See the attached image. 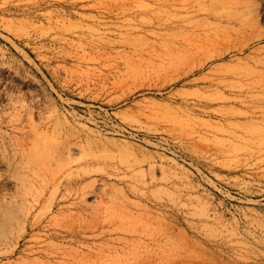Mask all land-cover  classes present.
Wrapping results in <instances>:
<instances>
[{"label":"rangeland","instance_id":"obj_1","mask_svg":"<svg viewBox=\"0 0 264 264\" xmlns=\"http://www.w3.org/2000/svg\"><path fill=\"white\" fill-rule=\"evenodd\" d=\"M214 1L0 0V131L10 142L33 123L52 132V154L70 147L68 164L53 165L49 186L27 199L43 198L29 222L20 214L0 231V264L18 240V251L35 244L23 224L45 239L42 221L63 196L142 205L264 264V97L248 86L264 80V41L166 59L202 44L195 27L215 22L205 19ZM248 1L264 31V0ZM0 173L2 203L15 184Z\"/></svg>","mask_w":264,"mask_h":264},{"label":"bare ground","instance_id":"obj_2","mask_svg":"<svg viewBox=\"0 0 264 264\" xmlns=\"http://www.w3.org/2000/svg\"><path fill=\"white\" fill-rule=\"evenodd\" d=\"M219 1L220 8L205 12V19L215 22L206 20L195 27L200 29L197 33L202 44L188 41L184 56L176 58L169 53L167 64H183L197 51H208L221 42L246 39L234 48L243 53L251 44L264 41V31L255 19L250 1ZM190 33L196 34L194 29ZM248 86L257 96L264 97L263 79L252 76ZM5 137L0 131V170L10 173L15 191L10 200L0 203V231L13 220L21 221L20 214L26 224L29 222L31 210L43 198L36 196L31 206L27 199L34 195L36 187L44 191L49 186L53 165L56 169L64 167L70 158V147L52 154V132L40 131L33 123L27 131L23 126L15 127L10 142ZM122 222L128 225L121 228ZM26 224L21 237L27 236V243L34 241L35 244L25 245V249L18 251V240L9 252L14 256L10 264H260L240 261L239 256L221 248L223 245L200 239L192 227L193 234H190L185 227H176L139 204L126 207L103 198L88 204L83 197L76 201L63 196L53 209L50 206L42 221L46 236L39 244L35 223L29 228ZM105 224L110 226L104 229Z\"/></svg>","mask_w":264,"mask_h":264}]
</instances>
